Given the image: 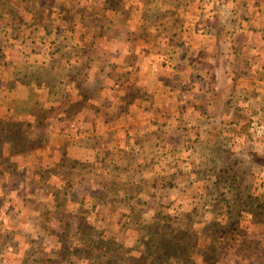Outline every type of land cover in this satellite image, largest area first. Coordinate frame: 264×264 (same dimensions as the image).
<instances>
[{"label": "rangeland", "instance_id": "374dc122", "mask_svg": "<svg viewBox=\"0 0 264 264\" xmlns=\"http://www.w3.org/2000/svg\"><path fill=\"white\" fill-rule=\"evenodd\" d=\"M0 264H264V0H0Z\"/></svg>", "mask_w": 264, "mask_h": 264}]
</instances>
